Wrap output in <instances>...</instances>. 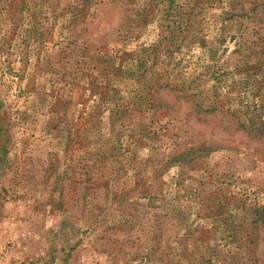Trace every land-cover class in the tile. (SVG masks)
I'll use <instances>...</instances> for the list:
<instances>
[{
	"label": "rangeland",
	"instance_id": "374dc122",
	"mask_svg": "<svg viewBox=\"0 0 264 264\" xmlns=\"http://www.w3.org/2000/svg\"><path fill=\"white\" fill-rule=\"evenodd\" d=\"M264 0H0V264H264Z\"/></svg>",
	"mask_w": 264,
	"mask_h": 264
},
{
	"label": "trees",
	"instance_id": "16d2710c",
	"mask_svg": "<svg viewBox=\"0 0 264 264\" xmlns=\"http://www.w3.org/2000/svg\"><path fill=\"white\" fill-rule=\"evenodd\" d=\"M258 133L264 136V128H260ZM255 213H257V218L259 217L258 219H260V223L264 224V207L259 206L258 209L255 210Z\"/></svg>",
	"mask_w": 264,
	"mask_h": 264
}]
</instances>
